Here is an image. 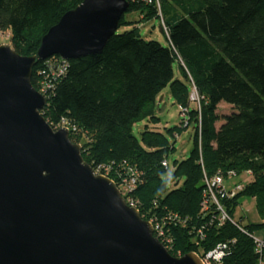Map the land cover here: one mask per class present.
<instances>
[{"label":"trees","instance_id":"trees-1","mask_svg":"<svg viewBox=\"0 0 264 264\" xmlns=\"http://www.w3.org/2000/svg\"><path fill=\"white\" fill-rule=\"evenodd\" d=\"M81 2L0 0V33H9L16 53L32 56L47 31ZM127 12L141 23L158 19L167 46L144 40L133 27L116 31L99 54L66 61L62 75L58 57L38 61L30 82L47 98L42 117L53 129L64 122L78 130L70 129L69 139L81 146L83 161L109 166L107 178L115 185L125 171L138 174L130 198L144 221L163 223L171 256H202L225 245L218 264H261L264 245L257 249L252 232L264 225L242 226L231 217L240 198H252L264 218V0H160L162 19L143 2H129ZM123 16L118 29L128 25ZM175 61L188 86L174 79ZM166 87L187 108L186 126L165 133L146 128L137 140L132 126L157 124V101ZM193 87L200 100L190 110ZM220 104L230 107L229 114H217ZM190 126V153L173 161L166 177L161 162L169 166L178 132ZM230 171L239 178L250 171L251 177L235 198L221 202L231 221L218 224L210 220L214 210L204 213L200 205L203 178Z\"/></svg>","mask_w":264,"mask_h":264},{"label":"water","instance_id":"water-1","mask_svg":"<svg viewBox=\"0 0 264 264\" xmlns=\"http://www.w3.org/2000/svg\"><path fill=\"white\" fill-rule=\"evenodd\" d=\"M128 6L82 0L32 56L0 45V264H202L195 253H168L116 185L83 161L69 131L47 124L46 98L30 82L38 61L99 54Z\"/></svg>","mask_w":264,"mask_h":264},{"label":"rangeland","instance_id":"rangeland-1","mask_svg":"<svg viewBox=\"0 0 264 264\" xmlns=\"http://www.w3.org/2000/svg\"><path fill=\"white\" fill-rule=\"evenodd\" d=\"M124 20L128 22V25L121 26L117 33H123L125 31L131 30L133 27H137L139 29V33L141 38L146 41H155L158 42L161 46H167V40L163 33L160 31V21L158 19H153L146 23L139 22V16L137 13L126 12L123 16ZM136 23V24H135ZM9 33L1 34L0 33V45H9L8 41ZM173 74L174 79H177L188 86V82L185 81L182 74L179 70V65L175 61L173 63ZM163 97L162 104H165L163 110L156 111L155 115L159 119L157 124H152L145 121L136 122L132 126V133L134 137L139 140L140 134L147 128L148 131L156 132V133H165L167 129H171L174 127H185L184 122L182 120L180 114V106H178L174 100L172 99L169 91V87H166L161 92L159 97ZM190 99V98H189ZM196 107L195 103L189 104V109L192 110ZM187 109V108H186ZM188 111V110H187ZM230 108L225 104H220L217 108L218 115H226L229 114ZM41 114V111H40ZM58 128V127H57ZM53 130H58V129ZM71 129V128H70ZM72 132L77 135L79 133L78 130L74 128L71 129ZM177 138L174 142V151L171 152L168 156V170L166 177L173 171V161L180 162L186 159L190 153L192 148V140L190 139L191 135V126L187 129H182L178 132ZM74 135V134H73ZM208 177V176H207ZM247 176L242 175L241 178L236 177H228L226 179V185L233 186L234 184L241 182H246ZM133 201V199H132ZM232 220L235 222H239L242 226H250V225H257L262 224L264 225V218H261L256 210L255 201L252 198H240L239 205L236 206V209L232 215ZM166 231V230H165ZM253 237L255 239L264 241V227L259 230H254L252 232ZM178 256V253H177ZM180 256L176 257L179 258ZM264 264V261L261 262Z\"/></svg>","mask_w":264,"mask_h":264},{"label":"built area","instance_id":"built-area-1","mask_svg":"<svg viewBox=\"0 0 264 264\" xmlns=\"http://www.w3.org/2000/svg\"><path fill=\"white\" fill-rule=\"evenodd\" d=\"M127 2L128 3L129 2H143L145 5L153 6V7H155V9L157 11L158 17L160 19H162L161 12H160V0H127ZM161 26H162V30L164 31V33L166 35H168L167 29L164 27L163 23H161ZM60 61H61L62 65L58 68V71H57L58 75H62L66 70V66H65L66 60L60 59ZM38 93H40L41 95H43L46 98L44 93H42V92H38ZM199 100H200V98H199L195 88L193 87L192 92L190 94V101L193 103L199 104ZM46 101H47V98H46ZM187 113H188V111L186 108H180V114H181V117L183 119L184 126H186L187 120H188L187 119ZM59 127L60 128H66L68 131L70 130L69 127H67L64 122H62V124ZM161 166L164 169L168 168L166 161H162ZM92 169H93L95 175H99V176L106 177V178L110 172V167L104 166V165H99V166H96L95 168H92ZM244 175L247 176V180H246V182H247L248 178L251 177V172L246 171V172H244ZM137 177H138V174L136 172L127 173L125 171L122 175L121 181L119 182L118 186L116 185L121 196L125 200V203L131 208H135V203L130 198V194L133 192V190L136 186ZM228 177L236 178L237 176L233 171H230L227 173L226 177H223L221 174L217 173V174L213 175L212 177H207L206 175H204V178H203V186L204 187H203V191H202V201H201L200 205H201L202 211L204 213L211 210V208L214 210V213H216V215H211L212 217L210 218V220L212 221V219L214 217H216V221L218 224H223L226 221H231L229 219V217L227 216V213L224 211L221 202L225 199L231 200V199L235 198L240 192H242L244 190L245 185H246V182H244V183L238 182V183L234 184L232 187L228 186V185H226V179ZM147 222L152 227L153 236L162 245H163V243H165L167 246H169L171 243V240H170V238L167 237V232L164 229L163 223L160 221H157L155 219H150V221H147ZM253 240H254V243L256 244L257 249L260 251L264 245V241H261V240L255 239V238H253ZM163 246L165 249H167L165 247V245H163ZM226 254H227L226 246L225 245H217L215 248L204 253L202 256H199L198 254H196V255L200 258L202 264H218L220 262V260Z\"/></svg>","mask_w":264,"mask_h":264},{"label":"crops","instance_id":"crops-1","mask_svg":"<svg viewBox=\"0 0 264 264\" xmlns=\"http://www.w3.org/2000/svg\"><path fill=\"white\" fill-rule=\"evenodd\" d=\"M229 107V106H228ZM230 108V107H229Z\"/></svg>","mask_w":264,"mask_h":264}]
</instances>
